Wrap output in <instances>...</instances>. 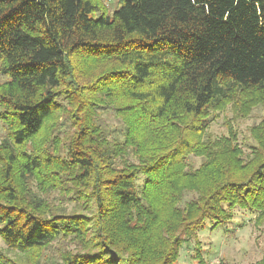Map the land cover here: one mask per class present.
I'll return each instance as SVG.
<instances>
[{"label": "trees", "instance_id": "trees-1", "mask_svg": "<svg viewBox=\"0 0 264 264\" xmlns=\"http://www.w3.org/2000/svg\"><path fill=\"white\" fill-rule=\"evenodd\" d=\"M114 3L0 0V238L8 250L84 241V222L66 209L72 202L116 215L121 241L133 247L118 264H176L185 242L236 208L264 223V118L251 127L249 156L233 132L204 136L213 112L232 103L243 115L264 101V0ZM109 111L121 136L106 130L100 115ZM191 154L201 157L197 167ZM34 183L66 205L42 200ZM93 222L94 235L112 242L113 227ZM96 260L75 251L59 264ZM0 264L21 263L0 249Z\"/></svg>", "mask_w": 264, "mask_h": 264}, {"label": "rangeland", "instance_id": "rangeland-1", "mask_svg": "<svg viewBox=\"0 0 264 264\" xmlns=\"http://www.w3.org/2000/svg\"><path fill=\"white\" fill-rule=\"evenodd\" d=\"M101 2L111 10L116 0H101ZM0 79L3 77L0 76ZM239 106L237 105V110L231 103L226 105L224 109L213 112V117L208 121L209 125L204 136L219 137L233 132L243 154L249 156L252 151L251 147L257 145L256 140L252 137L251 127L264 118V101L249 106L245 111L246 114L243 115ZM100 117L111 136H121L122 127L112 111L103 112ZM56 120L57 118L54 117L46 123L38 139L49 133L50 130H47ZM4 136L5 128L0 122V141ZM188 160L193 167H197L201 162V157L191 154L188 156ZM33 190L42 200L55 206H63V203L65 205L67 203L57 191L44 193L36 187L35 183ZM66 209L79 215V220L84 222L81 224L84 229V235L81 238L84 241L76 242L71 238L59 237L47 247L38 249L36 253L35 251L8 250L0 238V249L9 258L20 261L21 264H59L63 254L75 251L86 255L90 254L94 259H97L93 261L94 264H118L120 257L130 254L131 251L129 250L133 247L129 248V244L121 241L124 236L123 230H118L114 226L116 215H101L100 213H93V211H85L76 206L74 202L70 205L67 204ZM255 216L256 214L253 212L236 208L232 219L227 223L215 228L207 223L206 227L199 231L195 238L183 244L179 250L176 264H254L259 261L264 256V223L257 224L254 219ZM94 218H102L107 227L110 225L113 227L112 242H107V239H99L94 235V232H98L97 229H93ZM137 253L140 254V251L137 250ZM145 255L146 253L141 251L140 257L143 258Z\"/></svg>", "mask_w": 264, "mask_h": 264}]
</instances>
